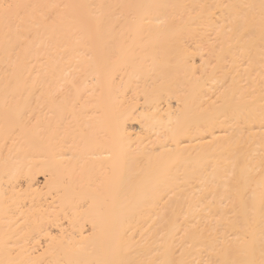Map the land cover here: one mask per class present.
<instances>
[{
  "label": "bare ground",
  "instance_id": "bare-ground-1",
  "mask_svg": "<svg viewBox=\"0 0 264 264\" xmlns=\"http://www.w3.org/2000/svg\"><path fill=\"white\" fill-rule=\"evenodd\" d=\"M0 264H264V0H0Z\"/></svg>",
  "mask_w": 264,
  "mask_h": 264
}]
</instances>
